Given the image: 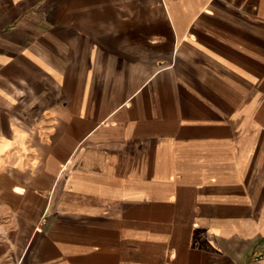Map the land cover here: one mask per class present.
Returning <instances> with one entry per match:
<instances>
[{
    "label": "crops",
    "instance_id": "1",
    "mask_svg": "<svg viewBox=\"0 0 264 264\" xmlns=\"http://www.w3.org/2000/svg\"><path fill=\"white\" fill-rule=\"evenodd\" d=\"M0 264H264V0H0Z\"/></svg>",
    "mask_w": 264,
    "mask_h": 264
}]
</instances>
